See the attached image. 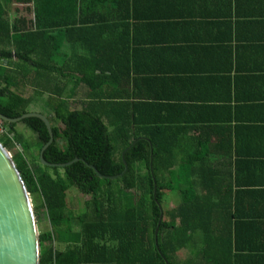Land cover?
<instances>
[{"label":"trees","instance_id":"1","mask_svg":"<svg viewBox=\"0 0 264 264\" xmlns=\"http://www.w3.org/2000/svg\"><path fill=\"white\" fill-rule=\"evenodd\" d=\"M133 7L132 0H0V113L22 117L46 94L53 142L43 159H80L43 166L44 123L0 120L2 145L9 153L22 149L12 158L33 213L47 216L40 264H264V181L247 182L242 171L264 162L213 160V138L231 154L232 131L220 127L215 137L210 118L203 127L191 123L196 117L186 121L194 128L178 127L170 115L195 116L192 107L139 93L131 79ZM88 164L116 179H100ZM71 186L84 202L75 219L66 214ZM245 189L251 190L242 195ZM173 190L181 201L164 211Z\"/></svg>","mask_w":264,"mask_h":264},{"label":"crops","instance_id":"2","mask_svg":"<svg viewBox=\"0 0 264 264\" xmlns=\"http://www.w3.org/2000/svg\"><path fill=\"white\" fill-rule=\"evenodd\" d=\"M132 2L131 79L138 82L139 93L163 96L170 106L192 107L195 116L170 115L177 117L178 127H203L202 120L210 118L208 132L215 137L220 127L232 131L231 154L225 141L221 148L218 137L210 141L216 148L213 160L264 162V0ZM115 17L121 19V13ZM238 40L244 47L236 56ZM193 117L195 126L186 123ZM262 167L242 170L245 181H264Z\"/></svg>","mask_w":264,"mask_h":264},{"label":"water","instance_id":"3","mask_svg":"<svg viewBox=\"0 0 264 264\" xmlns=\"http://www.w3.org/2000/svg\"><path fill=\"white\" fill-rule=\"evenodd\" d=\"M35 117L40 119L49 133L48 142L39 153V160L46 167L64 168L67 164H50L43 159V151L53 142V134L47 118L39 113L29 112L22 117L12 119L0 113V120L8 123H19L23 119ZM134 143V142H133ZM124 152L122 153V159ZM125 169L126 162L123 159ZM89 165V164H88ZM89 167L100 178L105 177L95 167ZM161 211V208H160ZM162 220V211L158 224ZM157 233V231H156ZM0 264H40L39 230L36 224L33 207L26 185L12 158V155L0 142Z\"/></svg>","mask_w":264,"mask_h":264},{"label":"rangeland","instance_id":"4","mask_svg":"<svg viewBox=\"0 0 264 264\" xmlns=\"http://www.w3.org/2000/svg\"><path fill=\"white\" fill-rule=\"evenodd\" d=\"M46 99V94H43L42 96L35 97L33 102L28 108L29 112L34 113H41L43 115L50 114L49 110L45 107L44 101ZM17 130L22 132L26 137L27 140L31 141L34 139V134L28 130L23 124H19L17 127ZM16 150H22L19 146L14 151H11L10 154L13 156L14 152ZM69 199H68V209L66 211V214L70 216L71 218H77L84 212V202L81 200V193L75 186H71L69 191ZM32 207H34L36 204L31 200ZM181 201V196L177 190H173L166 194L165 199L162 204V209L164 211L172 210L176 206L179 205ZM35 216V215H34ZM36 224H38V230H50L47 216L44 211H38L37 216H35Z\"/></svg>","mask_w":264,"mask_h":264}]
</instances>
